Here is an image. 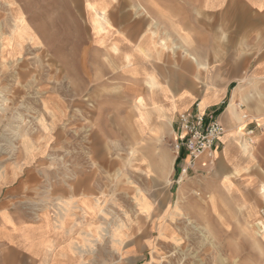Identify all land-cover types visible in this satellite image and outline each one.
<instances>
[{
  "label": "rangeland",
  "instance_id": "obj_1",
  "mask_svg": "<svg viewBox=\"0 0 264 264\" xmlns=\"http://www.w3.org/2000/svg\"><path fill=\"white\" fill-rule=\"evenodd\" d=\"M16 1L25 12L20 23L11 18L13 5L0 0V212L5 206L19 219L38 220L48 214L57 220L67 206V220L82 221L85 214L76 206L89 199L95 210L87 219L99 228L95 229L99 239L104 232L110 242L104 249L101 243L95 246L96 253L132 251L138 198L159 201L164 197L152 195L176 192L180 185L178 178L160 180L149 161L144 162L147 155L150 158L152 142L137 122L139 99L144 98L153 126L174 120L178 111L166 113L168 106L161 108L164 112L155 111L147 91L132 89L124 74L129 46L137 49L148 42L149 64L163 86H174L175 96L184 91L200 95L208 87L220 90L246 83L253 66L246 60L261 50L264 41L261 32L253 35L252 29L262 28L263 22L249 14L243 0H102L112 31L106 39H97L90 21L95 3ZM142 19L148 25L136 31ZM41 29L51 35L41 37ZM120 34L124 38L132 34L129 44L119 43ZM114 45L120 46L119 52L113 51ZM7 51L14 54L8 64ZM85 57L88 64H83ZM101 62L107 66L104 75L98 69ZM75 64L81 68L78 75ZM178 64L196 68L186 86H178L171 76V70H180ZM85 66L95 79L89 86L82 81ZM238 106L246 113L244 103ZM165 131L157 144L176 155L173 130ZM96 141L103 142L107 163L93 152ZM172 198L171 204L179 199L176 205H182L183 198ZM253 231L250 236L246 229L239 230L235 246L226 240L205 245L198 239L187 242L185 252L204 257L207 246L221 247L223 264H263L261 241L254 227Z\"/></svg>",
  "mask_w": 264,
  "mask_h": 264
},
{
  "label": "crops",
  "instance_id": "obj_2",
  "mask_svg": "<svg viewBox=\"0 0 264 264\" xmlns=\"http://www.w3.org/2000/svg\"><path fill=\"white\" fill-rule=\"evenodd\" d=\"M5 1L9 6L13 5L12 9L9 8L14 22L25 20V12L16 0ZM243 1L249 14L263 22V27L253 28L252 34L261 32L264 37V0ZM87 2L90 5L95 3V6L91 7L94 14L90 12L94 15L90 20L93 34L97 39H106L112 31L106 18V2L87 0L85 3ZM147 25L148 21L142 19L136 23V31L144 30ZM47 30H39L40 36H50L51 33ZM247 33L251 35V29H248ZM128 36L124 38V35L120 34L119 43L129 44ZM163 45L164 48L167 47L166 43ZM119 47L114 45L113 51L119 52ZM11 56L14 57L13 52L11 55L7 54L6 64ZM151 57L152 48L147 41L144 40L137 49L129 46L124 58V74L131 79L132 89L138 87L141 91L149 93L155 111L164 112L161 110L164 106H168L166 113L178 111L174 120L168 118L153 126L150 113L144 111V98L139 99L137 107V122L142 134L152 142L150 158L148 159L147 155L144 162L149 161L152 173L160 180L176 181L178 178V191H157L156 195L152 196L164 197L157 200L159 203L153 199L149 201L143 195L138 198L134 249L121 253L104 250L96 253L95 246H100L101 243L104 249V246L110 247V242L105 240L104 232L100 240V233L95 231L99 228H95L94 223L87 219L95 210L89 199L76 203V207L85 214L82 221L67 220V206L62 210L66 214L57 220L51 219L48 214H42L38 220L19 219L3 206L0 212V264H95V260L101 262L100 264H109L105 262L111 260H129V264H223L221 247L217 249L207 246L206 254L200 257L185 252L187 242L190 244L192 241L204 239L207 243L205 245L216 246L222 245L226 240L235 246L239 243V230L246 229L248 235L254 236L253 227L261 241L264 264V224L261 221V211L264 209V132L258 133L254 144H247L244 135L246 128L264 126V41L261 50L246 60V64H253L252 75L246 78V83L235 82L220 90L208 87L200 95L184 91L175 96L174 86H163L160 83L154 67L149 64ZM83 64H88L87 57L84 58ZM178 66L180 70H171V76L178 86H186L196 68L191 64ZM106 67L105 62L98 64L101 75L107 73ZM72 68L78 75L81 68L77 64ZM84 69H87V73L82 81L89 86L95 79L87 66ZM22 74L25 75V72ZM139 81L144 82L145 86L139 85ZM95 88L96 86L92 87L89 92ZM197 102L200 103L202 112L215 113L226 127L227 133L216 148L214 161L204 156L197 162L192 175L181 176L180 160L185 159V153L179 157L177 153L174 155L168 146H158L157 142L164 138L167 128L173 130L176 142L178 116L192 110ZM240 103L245 104L244 114V111L239 109ZM222 104L224 106L216 108ZM247 116L251 119L249 122L244 121ZM93 152L107 163L102 141L95 142ZM182 184L189 187L182 188ZM175 195L177 198H183L182 205H176L179 199L175 204H171V197L174 198Z\"/></svg>",
  "mask_w": 264,
  "mask_h": 264
},
{
  "label": "built area",
  "instance_id": "obj_3",
  "mask_svg": "<svg viewBox=\"0 0 264 264\" xmlns=\"http://www.w3.org/2000/svg\"><path fill=\"white\" fill-rule=\"evenodd\" d=\"M177 127L175 150L179 157L183 153L186 155L185 159H182L181 176L188 175L189 171L194 170L197 162L204 156L214 161L216 148L221 138L227 133L226 127L215 113L202 112L199 102L192 110L178 116ZM262 132H264V126L246 128L245 141L248 144H254L256 136ZM261 221L264 224V209L261 211Z\"/></svg>",
  "mask_w": 264,
  "mask_h": 264
},
{
  "label": "bare ground",
  "instance_id": "obj_4",
  "mask_svg": "<svg viewBox=\"0 0 264 264\" xmlns=\"http://www.w3.org/2000/svg\"><path fill=\"white\" fill-rule=\"evenodd\" d=\"M248 144V143H247Z\"/></svg>",
  "mask_w": 264,
  "mask_h": 264
}]
</instances>
